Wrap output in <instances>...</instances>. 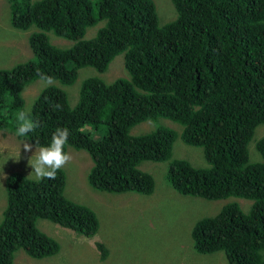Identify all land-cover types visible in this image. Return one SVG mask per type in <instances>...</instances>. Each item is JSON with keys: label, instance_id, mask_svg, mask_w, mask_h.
Instances as JSON below:
<instances>
[{"label": "trees", "instance_id": "1", "mask_svg": "<svg viewBox=\"0 0 264 264\" xmlns=\"http://www.w3.org/2000/svg\"><path fill=\"white\" fill-rule=\"evenodd\" d=\"M172 4L176 17L160 24L152 0H10L11 25L38 30L28 38L32 58L0 68V129L16 132L23 111L39 127L18 137L43 147L57 128L67 127L65 151L89 154L93 188L149 194L154 179L139 164L168 160L177 133L164 125L140 135L130 129L159 117L178 123L181 141L206 163L174 158L167 181L191 197L251 201L246 211L231 202L198 219L191 229L194 249L223 251L227 264H264V161H250L248 150L256 127L264 124V0ZM99 21L105 22L96 34L83 38ZM48 31L73 44L54 45ZM119 53L128 77L84 79L74 106L62 88L46 85L26 109V84L44 76L71 84L78 68L104 72ZM255 147L264 160V136ZM65 182L63 168L55 179L39 181L22 171L7 174L0 264H12L18 248L38 258L58 252V241L37 227L38 218L85 236L97 231L95 211L65 196Z\"/></svg>", "mask_w": 264, "mask_h": 264}, {"label": "rangeland", "instance_id": "2", "mask_svg": "<svg viewBox=\"0 0 264 264\" xmlns=\"http://www.w3.org/2000/svg\"><path fill=\"white\" fill-rule=\"evenodd\" d=\"M10 0H0V68H10L16 63L32 58L29 35L38 30L34 25L19 29L10 23ZM36 1V0H33ZM159 15L160 24L172 21L175 9L171 0H152ZM175 16V17H174ZM173 18V19H172ZM105 21L86 28L85 39L93 37ZM54 45L67 48L72 40L47 32ZM70 66V64H67ZM100 77L111 82L117 77H128L123 53L115 55L104 72L85 66L78 69L77 79L70 85H54L62 88L68 103L74 106L78 100L81 83L88 77ZM50 85L43 78L36 79L23 88L22 95L26 109L40 90ZM164 125L176 131L171 157L165 161L144 160L139 168L148 171L154 179V190L149 194L136 191L108 192L93 188L87 179L92 166L85 150L69 147L66 152L72 155L70 163L63 167L66 174L64 194L70 199L90 206L98 218V229L91 236H85L71 228L62 226L47 218H38L37 227L56 239L59 250L47 257H33L18 248L13 255L12 264H227L223 251L201 253L194 249L191 229L194 223L204 216L215 215L223 205L236 202L242 210H248L251 201L246 198L227 197L223 199H203L180 193L166 179L167 167L174 158H182L195 166H205L204 158L197 157L196 149L185 145L180 137L178 123L164 118L142 121L130 129L133 135H140ZM13 130L0 129V221L6 205L4 177L12 171H22L34 178L29 158L34 161L35 149L23 150V143ZM264 136V124L256 127L248 144L250 161H264L255 144ZM31 144V143H30ZM19 154L22 157L18 156ZM107 254L103 255L102 248Z\"/></svg>", "mask_w": 264, "mask_h": 264}, {"label": "clouds", "instance_id": "3", "mask_svg": "<svg viewBox=\"0 0 264 264\" xmlns=\"http://www.w3.org/2000/svg\"><path fill=\"white\" fill-rule=\"evenodd\" d=\"M78 69H77V74H78ZM43 79L48 84L53 83L52 77L44 76ZM61 85H70V84L61 83ZM56 107L59 106L57 105ZM38 127H39V121L32 119L23 111L18 113L17 127L15 133L17 136L27 137L29 133L34 132ZM69 135H70V131L67 127L57 128L55 132L52 134L51 141L48 146L39 147L38 150L35 149L36 152L35 160L32 161L30 157L28 162L32 168L30 174H34V178L36 180L39 181L44 179H55L58 171L61 168H63L66 164L71 162L72 155L69 152L65 151V147L68 144ZM32 147H33L32 144L28 142L23 143V150L25 152H31Z\"/></svg>", "mask_w": 264, "mask_h": 264}]
</instances>
